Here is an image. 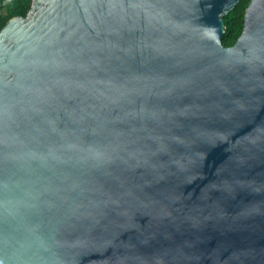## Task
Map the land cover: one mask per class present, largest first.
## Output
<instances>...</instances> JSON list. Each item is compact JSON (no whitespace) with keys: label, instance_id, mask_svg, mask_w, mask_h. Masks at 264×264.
Masks as SVG:
<instances>
[{"label":"water","instance_id":"obj_1","mask_svg":"<svg viewBox=\"0 0 264 264\" xmlns=\"http://www.w3.org/2000/svg\"><path fill=\"white\" fill-rule=\"evenodd\" d=\"M33 0L0 32V264H264V0Z\"/></svg>","mask_w":264,"mask_h":264},{"label":"trees","instance_id":"obj_2","mask_svg":"<svg viewBox=\"0 0 264 264\" xmlns=\"http://www.w3.org/2000/svg\"><path fill=\"white\" fill-rule=\"evenodd\" d=\"M252 0H241L232 13L224 18L226 34L224 44L232 47L242 35L245 26V15ZM33 0H0V32L15 17H26Z\"/></svg>","mask_w":264,"mask_h":264}]
</instances>
